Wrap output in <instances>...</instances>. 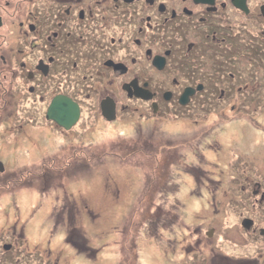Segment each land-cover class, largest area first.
Here are the masks:
<instances>
[{"label":"flooded vegetation","instance_id":"1","mask_svg":"<svg viewBox=\"0 0 264 264\" xmlns=\"http://www.w3.org/2000/svg\"><path fill=\"white\" fill-rule=\"evenodd\" d=\"M120 50L131 57L130 63L115 55ZM161 58L163 63L156 64ZM167 72L169 79L161 76ZM111 75L124 78L123 93L147 101L157 116L166 110L178 115L179 124L199 127L196 134H180L174 149L197 189L215 194L223 183L234 195L233 204L219 205L228 214L220 221L222 237L214 240L219 264H264V158L253 162L250 155L247 162L241 155L250 154L249 142L264 137V0H0V124L6 116H17L18 93L29 105L25 116H40L41 131L45 121L53 125L47 131L62 137L78 125L97 129L100 120L115 125L124 120L121 114L128 105L121 102ZM59 95L79 106V119L71 128L49 118V106ZM149 95L150 100L144 99ZM105 99L115 102L112 120L101 108ZM241 122L248 124L246 130H237L235 138L226 134L225 126ZM202 124L216 136L213 141H206L208 134L202 139ZM242 133L248 134L244 148ZM36 140L39 148L46 147L39 136ZM204 146L216 152L219 162L208 159ZM65 148L76 157L78 149L61 140L52 151H36L39 165L21 172H41L53 161L52 152L58 156ZM196 152L199 157L190 164L187 158ZM215 234V227L207 230L209 238ZM0 253H7L3 246Z\"/></svg>","mask_w":264,"mask_h":264},{"label":"rangeland","instance_id":"2","mask_svg":"<svg viewBox=\"0 0 264 264\" xmlns=\"http://www.w3.org/2000/svg\"><path fill=\"white\" fill-rule=\"evenodd\" d=\"M115 55L124 60L126 54L120 50ZM130 58L125 57L127 63ZM161 76L169 79L170 73ZM111 77L121 102L128 105L121 114L124 120L115 125L100 120L97 129L89 130L78 125L74 135L65 137L51 128L47 131L53 126L48 121L42 131L37 129L40 116H25L29 105L16 94L17 116H6L0 124L4 167L0 171V246L7 251L0 253V264L9 260H17L16 264H137L136 252L143 264H219L214 240L222 237L220 221L228 215L224 210L222 214L219 205L233 204L234 195L223 183L215 194L206 187L197 189L196 179L174 149L180 134H196L199 127L179 124L178 115L166 110L157 116L147 101L138 102L123 93L124 78ZM79 96L88 102L84 93ZM85 124L84 120L82 127ZM206 125L201 126V137L208 134L206 141L211 142L216 136L204 129ZM235 125L224 127L232 138L237 130L248 127L246 122ZM38 136L40 145L46 144L43 149L36 144ZM241 136L244 148L248 134ZM223 138L229 143L226 135ZM61 140L78 149L76 157L65 148L58 156L52 152L53 161L41 172H21L39 165L36 151H52ZM120 143L123 147L114 146ZM249 144L250 154L243 151L241 155L247 162L254 158L259 163L264 158V137ZM104 149L117 154L103 155ZM126 149L130 151L125 155ZM95 152L97 157L92 156ZM204 152L210 161L219 162L216 152L207 148ZM224 153L223 149L222 158ZM197 154L187 158L190 164L196 162ZM211 227L216 232L213 238L207 236Z\"/></svg>","mask_w":264,"mask_h":264},{"label":"water","instance_id":"3","mask_svg":"<svg viewBox=\"0 0 264 264\" xmlns=\"http://www.w3.org/2000/svg\"><path fill=\"white\" fill-rule=\"evenodd\" d=\"M160 62L163 63V58L157 60L155 63L159 64ZM151 97L152 95H149L148 97L144 96V99H149ZM154 105L156 106V104ZM101 108L107 119L112 120L115 118V102L113 100L105 99L101 104ZM79 113V106L71 98L65 95L56 96L49 106V118L56 120L65 128H71L78 121ZM0 171H4L1 161ZM6 247L8 246L6 245Z\"/></svg>","mask_w":264,"mask_h":264},{"label":"clouds","instance_id":"4","mask_svg":"<svg viewBox=\"0 0 264 264\" xmlns=\"http://www.w3.org/2000/svg\"><path fill=\"white\" fill-rule=\"evenodd\" d=\"M135 260H136L135 263H137V264L140 263V261H138V254H137V252H136V258H135ZM129 263H130V260H129ZM130 264H131V263H130ZM140 264H143V262L140 263Z\"/></svg>","mask_w":264,"mask_h":264},{"label":"bare ground","instance_id":"5","mask_svg":"<svg viewBox=\"0 0 264 264\" xmlns=\"http://www.w3.org/2000/svg\"><path fill=\"white\" fill-rule=\"evenodd\" d=\"M78 119H79V118H78ZM73 130H74V129H73ZM110 131H112V130H110ZM197 202H198V201H197ZM197 202H196V203H197ZM143 263H144V262H143Z\"/></svg>","mask_w":264,"mask_h":264}]
</instances>
